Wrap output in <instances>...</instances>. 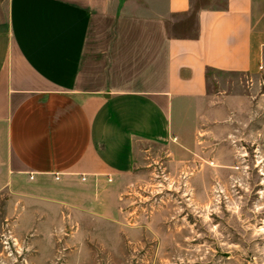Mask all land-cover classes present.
<instances>
[{
    "label": "crops",
    "instance_id": "0c3cea01",
    "mask_svg": "<svg viewBox=\"0 0 264 264\" xmlns=\"http://www.w3.org/2000/svg\"><path fill=\"white\" fill-rule=\"evenodd\" d=\"M195 1L0 0V202L94 197L239 111L209 73L262 70L264 0Z\"/></svg>",
    "mask_w": 264,
    "mask_h": 264
},
{
    "label": "rangeland",
    "instance_id": "374dc122",
    "mask_svg": "<svg viewBox=\"0 0 264 264\" xmlns=\"http://www.w3.org/2000/svg\"><path fill=\"white\" fill-rule=\"evenodd\" d=\"M209 90L243 102L193 150L153 147L94 197L3 196L0 264H264V67Z\"/></svg>",
    "mask_w": 264,
    "mask_h": 264
}]
</instances>
